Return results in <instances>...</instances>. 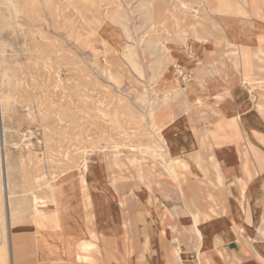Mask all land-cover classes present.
<instances>
[{"label":"rangeland","instance_id":"1","mask_svg":"<svg viewBox=\"0 0 264 264\" xmlns=\"http://www.w3.org/2000/svg\"><path fill=\"white\" fill-rule=\"evenodd\" d=\"M231 1L249 16L239 19L236 29L257 36L259 44L250 45L240 36L232 40L222 18L211 13L204 0H160L163 16L158 19L152 16V0H0V264H14L17 240L19 264H58L38 256L33 241L38 240L41 252L48 256L64 250L60 247L64 240L48 236L36 214L42 216V209L55 207L50 205L49 188L69 186L59 192L61 217L69 223L79 220L83 212L86 217L92 205H101L102 193L115 195L117 189L124 198L133 189L131 184L137 187L130 177L134 167L125 160L129 149L143 154V159L137 156V163L151 174L152 187L161 188L167 179L173 180L185 199L181 210L186 214L194 208L184 182L188 165L168 140L172 127L165 130L155 108L163 101L165 84L177 82L188 89L195 73L182 63L192 55L195 62L189 60V66L217 61L215 67L205 65L199 70L224 90L241 87L240 69L230 63L264 79V69L259 68L264 60L258 59H264L260 54L264 51V0ZM183 6L197 11L195 16L180 11ZM172 8L186 33L169 35L166 30V15ZM192 26L199 30L208 26L211 31L196 35L190 33ZM201 50L206 53L203 60L195 55ZM246 53L257 68L245 62ZM182 99L167 104L174 113L167 121L175 118L178 127L186 123ZM225 99L207 98L203 106L189 100L186 116L199 111L201 118L207 116L210 105ZM260 100L264 102L257 98L254 110ZM202 120L201 128H213ZM119 152L123 163L118 166ZM174 157L178 176L169 172ZM79 175L85 178L84 189ZM38 198L42 209L36 212ZM90 235L95 238L94 233ZM51 239L60 247L58 251L44 247Z\"/></svg>","mask_w":264,"mask_h":264},{"label":"crops","instance_id":"2","mask_svg":"<svg viewBox=\"0 0 264 264\" xmlns=\"http://www.w3.org/2000/svg\"><path fill=\"white\" fill-rule=\"evenodd\" d=\"M202 51L195 54L200 60L206 57ZM189 60L195 62L193 55L182 63L195 73L188 89L177 82L165 84L160 99L164 101L157 113L166 131L172 127L169 135L166 133L168 140L182 152L180 157L188 165L184 182L193 212L184 214L181 210L185 199L173 180L167 179L161 188L136 180L138 185L131 184L133 189L123 198V207L108 191L98 197L101 205L96 202L86 217L83 212L79 220L68 223L61 254L48 256L41 252V243L33 240L38 256L58 264H264V102L258 101L256 110L253 107L257 98H264V79L230 63L241 71V87L224 90L199 70L205 65L215 67L217 61L189 66ZM176 97L184 98L180 104L186 123L182 127L174 124L175 118L167 121L169 115L174 117L167 104ZM207 98L226 99L210 105L207 116L201 118V111L186 116L189 100L203 106ZM201 119L213 128H201ZM193 215L202 230L201 239ZM43 245L57 248L52 239ZM19 253L17 240L14 264L20 262Z\"/></svg>","mask_w":264,"mask_h":264},{"label":"bare ground","instance_id":"3","mask_svg":"<svg viewBox=\"0 0 264 264\" xmlns=\"http://www.w3.org/2000/svg\"><path fill=\"white\" fill-rule=\"evenodd\" d=\"M177 2V1H176ZM204 2L207 3V9L209 11H211V13L213 14H217L219 15L222 20L224 21V26H225V29L226 31H228L230 34H231V39L232 40H235L237 38V36H240L245 42H247L248 44L250 45H257L259 44L260 40L258 39L257 36H254V35H248V34H244V33H239L238 30L236 29V23L239 19L241 18H246V17H249L247 15V11L245 10L244 7L240 6L237 2H233L231 0H204ZM179 3V2H178ZM204 8V7H203ZM152 16L155 17V19L157 18H160L161 16H163V10L161 11V3H160V0H152ZM174 8L170 9L168 12H167V15H166V30L169 32V35H171L172 33L174 32H179V33H186V30L183 29L181 23L175 18L174 16ZM180 11L182 12H188L190 13V15H193L195 16L196 12H192L190 8H187L186 6H183L181 9H179ZM54 17V16H53ZM215 19V18H214ZM37 23V22H36ZM199 24V23H198ZM191 32L190 33H193V34H196V35H201L200 34V31L203 30L204 32H210V28L208 26H204L203 28H201L200 30L196 27V26H192L191 27ZM186 38V37H185ZM200 39V38H199ZM203 41V40H202ZM229 42V41H228ZM203 44V43H202ZM231 45V44H230ZM164 50H167L166 47L163 48ZM258 53V52H257ZM256 53V54H257ZM154 54H158L157 52H153L152 55ZM260 54H264V51H261ZM126 56V55H125ZM245 62L247 64H253L252 66H255L257 68V65H256V62L251 59V57L248 55V53H246L245 55ZM255 56V54L253 55ZM128 57V56H127ZM130 58V57H128ZM133 58V57H132ZM258 59L260 60H264L263 58H261L260 56H258ZM130 61V60H129ZM131 62V61H130ZM255 64V65H254ZM131 65V64H130ZM132 66V65H131ZM141 67V66H140ZM259 67V66H258ZM240 68V67H239ZM259 68H262L264 69V66H260ZM137 69V68H136ZM135 70V69H134ZM139 71V70H138ZM142 72V71H141ZM140 72V73H141ZM181 71L179 70V73ZM241 73V71H240ZM138 74V73H137ZM263 74H264V71H263ZM241 79V78H240ZM262 80V79H261ZM6 81V80H5ZM243 82V81H242ZM255 91V90H254ZM248 94V93H247ZM251 94V93H250ZM183 97V96H182ZM250 97V96H249ZM253 97V96H252ZM177 98V97H176ZM175 98V99H176ZM255 99V98H254ZM249 100V99H248ZM164 101V100H163ZM163 101H161V103H163ZM160 104V102H159ZM158 105H156V108L155 110L158 109ZM244 104V103H243ZM154 111V110H153ZM121 112V111H120ZM119 114V113H118ZM121 114V113H120ZM171 116V115H170ZM108 121V120H107ZM126 123V122H125ZM128 124V123H127ZM108 125V124H107ZM130 125V124H129ZM106 126V125H105ZM133 127V126H132ZM136 128V127H135ZM134 128V129H135ZM142 134V133H141ZM149 135V134H147ZM156 135V134H155ZM151 136V135H150ZM153 137V136H152ZM58 138V137H57ZM154 138V137H153ZM160 140V139H159ZM141 142V141H140ZM163 143V142H162ZM143 145V144H142ZM132 147V146H131ZM174 147V146H173ZM149 148V147H148ZM118 150V149H117ZM51 151V150H50ZM49 152V151H48ZM118 152V151H117ZM115 152V153H117ZM174 152V151H173ZM179 154H180V150L178 149L177 151ZM147 153H150V152H147ZM154 153V152H153ZM161 153V152H160ZM163 153V152H162ZM121 153L119 152L117 154V160H116V164L119 166L120 163H123V159H121ZM138 155H141L140 152H137L135 149H129L128 152H127V155H126V162L130 163V167H134V169L132 170V173H130V177L134 178L135 180H138L140 181L141 183H147V185L150 187L151 184H150V177H151V174L145 170L143 168V165H139L137 162H138ZM160 155V154H159ZM152 156V155H151ZM154 157V156H152ZM161 157V156H159ZM165 157V156H164ZM141 159L144 158L143 154L139 157ZM168 158V157H167ZM49 160V159H48ZM164 160V158H163ZM176 160L177 158L174 157L172 158L171 160V164H170V167H169V172L171 175H176L178 176V173H177V170H176ZM54 163V162H53ZM53 166V165H52ZM54 167V166H53ZM147 167V166H146ZM51 170V169H50ZM54 170V169H53ZM52 174V173H51ZM48 175V174H47ZM208 175V174H207ZM34 177V176H33ZM79 177H81V179L79 180L80 182V185L83 187V189L85 188V185H86V182H85V178L83 175H79ZM87 178V177H86ZM44 182V181H43ZM46 182V181H45ZM53 184V183H52ZM57 184V183H56ZM75 186V185H74ZM108 186V185H107ZM67 187V188H65ZM69 186H63V185H56L52 188H49L50 192H51V196H50V199H51V203L50 205L52 204L53 206H55L54 208H50V206L48 208H50L53 212L50 211H47L45 209H42L41 207V203H40V200L41 199H36V203H35V210L36 212L39 210V209H42L43 212H42V216L38 213L37 216H38V221H39V225L40 227L42 226H46L47 227V234L48 236H50L51 238L53 237V239H56L57 241H60V240H64V242H66L67 238H68V235H67V230L68 227H70V225L68 224V218L66 219L65 217H61V212H63L61 210V208L59 207L58 203H57V200H58V196H59V192L60 190H64V189H68ZM116 187V186H115ZM66 193V192H64ZM91 193V192H90ZM133 193V192H132ZM96 195V194H95ZM113 195V198L114 200L119 204L120 207H123V198H120L118 199L117 198V195H118V191L117 189L115 190V195ZM83 201V200H82ZM81 201V202H82ZM99 201V200H98ZM129 201V200H128ZM154 201V200H153ZM88 202V201H87ZM45 203V202H44ZM193 204V203H192ZM9 205V203H8ZM195 206V205H194ZM45 207V206H44ZM72 207V206H71ZM47 208V209H48ZM201 208V207H200ZM71 209V208H70ZM193 209L192 208L190 210V213L193 212ZM198 210V209H196ZM78 211V210H77ZM79 212V211H78ZM73 213V212H72ZM197 213V212H196ZM80 215V214H79ZM67 217V216H66ZM82 217V216H81ZM80 218V217H79ZM193 218L196 222V231H197V234L199 235L200 239L202 238V230L201 228H199L197 226V217L196 215H193ZM36 219V218H35ZM70 220V219H69ZM87 220V219H86ZM17 219H14V223H13V232L16 233L17 230H18V225H17ZM43 222V223H42ZM194 222V223H195ZM127 223V222H126ZM125 223V224H126ZM11 224V223H10ZM124 224V225H125ZM241 225V224H240ZM37 227V226H36ZM11 229V228H10ZM42 231V230H41ZM76 234V233H75ZM73 239V238H72ZM76 240V239H75ZM60 249V247L57 246L56 250L58 251ZM179 255V254H178ZM180 256V255H179ZM79 258V257H78Z\"/></svg>","mask_w":264,"mask_h":264}]
</instances>
